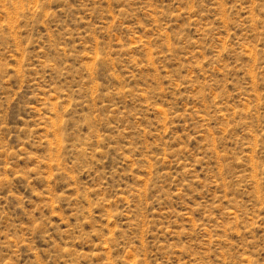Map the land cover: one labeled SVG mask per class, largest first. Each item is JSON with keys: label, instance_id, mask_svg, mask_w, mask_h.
I'll use <instances>...</instances> for the list:
<instances>
[{"label": "rangeland", "instance_id": "1", "mask_svg": "<svg viewBox=\"0 0 264 264\" xmlns=\"http://www.w3.org/2000/svg\"><path fill=\"white\" fill-rule=\"evenodd\" d=\"M0 264H264V0H0Z\"/></svg>", "mask_w": 264, "mask_h": 264}]
</instances>
